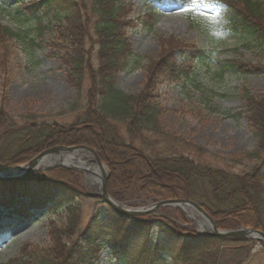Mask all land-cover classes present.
Returning a JSON list of instances; mask_svg holds the SVG:
<instances>
[{
    "label": "trees",
    "instance_id": "trees-1",
    "mask_svg": "<svg viewBox=\"0 0 264 264\" xmlns=\"http://www.w3.org/2000/svg\"><path fill=\"white\" fill-rule=\"evenodd\" d=\"M0 1L10 6L7 15L18 24L31 19L35 29L41 30V21L47 20V28L52 32L49 55H54L55 50L61 53L58 54L65 66L66 81L76 92V100L69 109L77 113L71 124L63 125L39 120V113L19 114L15 118L0 109V170L25 163L52 146L84 144L95 149L107 164L110 172L107 191L117 200L123 198V194L118 193L122 188L120 184L131 187L137 197L144 199L188 197L202 206L218 227L231 230L242 224L264 232V92L243 94L244 109L235 113L225 112L231 117H243L255 136L253 151L240 158L226 160L239 165L249 163L247 169L232 171L201 162L184 153H156L151 156L141 146L146 132L167 135L160 123L161 109L156 100L160 82L191 79L195 63H208L210 53L194 50L192 67L184 65V61L177 63L172 53L163 54L160 63L166 72L165 77L170 80H155L152 72L138 93H126L116 84V77L121 71L136 69L142 56L133 52L126 34V28L131 24L127 18L130 9L123 0ZM188 3L197 9H214L218 4L223 5L228 12L227 31L246 35L257 45L264 43V0H207L204 5ZM20 35L13 28L1 26L0 45L4 39L12 40ZM88 42L93 44V48L96 44L93 55L92 49L86 47ZM31 43L34 44L33 40ZM238 67L234 62L226 61L220 73L224 69L237 71ZM113 121L125 124L127 139L112 124ZM190 145L197 153L203 151L201 147ZM118 168L122 170L120 174L116 173ZM60 169H36L18 182H0V203L14 204L11 205V212L29 218L31 209H40L52 203L54 196L47 191L52 183L64 184L65 181L70 184L69 189H79L78 176L69 172L71 178L68 179L74 178L69 183L63 174L57 172ZM16 191L21 193L15 195ZM99 201L104 202L101 198ZM109 207L119 215L117 227L103 225L97 220L98 230L74 235L79 225V207L71 201L65 202L67 221L51 231L52 238L48 244L34 245L29 250L26 246L18 257L0 264H78L84 255L83 249L93 253L97 259V252L105 243L112 251L116 250L113 252L119 264H228L223 260V251H228V246L236 245L247 255L250 252L252 243L248 244L246 238L229 235L202 237L192 229L188 232L176 229L171 218L161 220L156 218L158 214L125 215ZM245 217L250 220H245ZM125 221L134 222L137 232L143 234L159 225H171V231L178 238L176 244H181L182 248H169L170 261L167 263L160 247L166 242L144 240L140 248L142 254L137 253L133 260L120 246L121 238L125 239L135 230L128 228ZM101 228H106L111 241L106 242L100 234ZM182 237L192 239L191 243L195 246L184 250L183 244L188 242H183Z\"/></svg>",
    "mask_w": 264,
    "mask_h": 264
},
{
    "label": "rangeland",
    "instance_id": "rangeland-1",
    "mask_svg": "<svg viewBox=\"0 0 264 264\" xmlns=\"http://www.w3.org/2000/svg\"><path fill=\"white\" fill-rule=\"evenodd\" d=\"M123 1L130 9L127 18L131 24L126 28V34L133 52L141 55L142 59L136 69L118 73L116 84L122 91L138 93L152 72L155 80H170L165 77L166 72L160 63V56L163 54L172 53L177 63L184 61V65L190 67L194 64L191 61L195 58L192 55L194 50H206L211 55L208 63H195L191 79H181L174 83L160 82L156 100L161 109L160 123L167 135L146 132L145 142L141 144L144 151L151 156L156 153H184L201 162L223 166L232 171L247 169L249 163L239 165L227 163L226 160L237 159L246 152L253 151L256 146L255 136L243 117H231L225 112L242 111L245 106L243 94L255 95L264 92V43L257 45L256 41L246 35L227 31L225 23L228 12L220 4L214 9H197L188 3L191 0H166L161 5L160 0ZM8 8L9 5L0 1V25L13 28L21 35L12 40L4 39L0 45V109L15 118L19 114L39 113V120L71 124L77 115L69 109L76 100V92L66 81L65 66L59 58L61 53L55 50L54 55H49L52 49V32L47 28V20L43 19V28L37 30L31 19L23 24L15 22L7 15ZM205 12L209 15H204ZM92 45L88 42L86 47L92 49L93 55L96 44L94 48ZM226 61H232L239 66L237 71L224 69L221 74V66ZM112 124L127 139L125 124L114 121ZM190 144L203 148V151L197 153ZM95 152L107 175V188L109 168L96 150ZM91 155L87 151H80L76 155V158L89 167L88 171L61 161H53V165L42 169L48 171L61 168L57 172L63 174L69 183L74 179H68L71 178L70 173L77 175L79 189H69L70 184L65 181L64 184L52 183L47 190L54 196L52 203L40 209H31L29 218L11 212V205L14 204L0 203V263L18 257L21 249L26 246L29 250L34 245L48 244L50 237L52 238L51 231L65 225L67 221L64 206L68 201L76 203L79 207V225L74 235H80L86 230H98L100 226L96 223L97 220L103 225L118 226L119 215L111 210L106 202L99 201L95 196V193L100 191L90 180V177L96 174L94 170L97 167ZM76 158L74 156V160H77ZM124 167L126 168L125 165ZM121 171L118 168L116 173L120 174ZM102 173L99 171L98 175L103 177ZM22 178L0 174V182H18ZM120 185L122 188L120 187L118 193L123 194V198L117 200L111 197L124 203L126 207L143 210L158 201L137 197L130 190L131 187ZM16 193L21 191L14 194ZM161 207L149 214H158L156 218L161 220L171 218L172 226L178 230L188 232L192 229L191 231L202 237L208 234L209 225L204 223L190 206L181 204L166 205L165 209ZM248 218L245 217V220L249 221ZM262 218L264 220V213ZM211 219L215 224L214 219ZM124 224L135 229L125 239L121 238L120 243V246L124 247V253L133 260L138 256L137 253L142 254L140 248L144 240L165 241L160 247L167 263L170 261L169 248H182L181 244H176L178 238L171 231V225H159L143 234L137 232L134 222L125 221ZM239 227L254 229L242 224ZM216 228L229 230L218 226ZM100 234L106 242L111 241L106 228H101ZM182 238L183 242H188L183 244L184 250H191L195 246L189 237ZM246 240L248 244L252 243L248 255L236 245L228 246V251H223L225 263L264 264V243L257 239ZM157 248L159 249L158 245ZM113 251L116 252L115 249ZM113 251L109 244L105 243L97 252L96 259L93 253L83 249L84 255L78 264H119Z\"/></svg>",
    "mask_w": 264,
    "mask_h": 264
},
{
    "label": "water",
    "instance_id": "water-1",
    "mask_svg": "<svg viewBox=\"0 0 264 264\" xmlns=\"http://www.w3.org/2000/svg\"><path fill=\"white\" fill-rule=\"evenodd\" d=\"M61 151H70V152H74V153H77L78 151H87L88 153L92 154L91 156L94 157V161L97 164V167L103 172L102 173L103 177L100 181V188H99L100 192L96 193V194L99 195L100 197H102L109 205H111L113 208H115L116 210H118L121 213L138 215V214H142L145 212H153L155 208H157L161 205L181 206V204H184V205H188L192 209H194L200 215V217H202L203 221H205L209 225V229H207L209 234L218 235V236L233 235V236H239V237H246V238H250V239H257V240L264 243V232L261 230H256V229L254 230V229L242 228V227H239V228L233 229V230H220V229L216 228V226L213 223L210 215L201 206H199L196 202H193L192 200H190L188 198L160 200V201L154 203L153 205H151L149 208H146L143 210L139 209V208L137 209V208L126 207L123 203L118 202L109 196V194L107 192V188H106V177H107V175H106L105 171H103L104 168L101 164L100 159L96 155V152L88 146H84V145H74V146H66V147L54 146V147H51L49 149H46V150L40 152L39 154H37L36 156L31 158L28 162L21 164L19 166L13 167L11 169H7L3 172H0V174L12 175V177L14 175L15 177L18 178V177H22V176L26 175L28 172H30L31 170H34L36 168L50 167L51 165H53L52 164L53 161L47 160L45 163H41L40 159L44 156H47V155L51 157L52 154H54V153L58 154ZM80 169H82V168H80Z\"/></svg>",
    "mask_w": 264,
    "mask_h": 264
},
{
    "label": "bare ground",
    "instance_id": "bare-ground-1",
    "mask_svg": "<svg viewBox=\"0 0 264 264\" xmlns=\"http://www.w3.org/2000/svg\"><path fill=\"white\" fill-rule=\"evenodd\" d=\"M79 153H74V152H70V151H61L60 153H54L50 156H44L40 159L41 163H45L47 160H51V161H61L62 163H66V164H72V165H76L80 168H82L83 170L88 171L89 167H86V164L83 163L82 160H80L79 158H76V155ZM74 156L77 160H74ZM96 172V176L94 175V177H90V180L92 181V184L95 185L96 188H100V181L102 179V177L99 174V171L101 172V170L99 168H95L94 170ZM102 173V172H101ZM90 176H92L90 174ZM203 221V219H202ZM204 223H206L205 221H203ZM202 222V223H203Z\"/></svg>",
    "mask_w": 264,
    "mask_h": 264
},
{
    "label": "snow or ice",
    "instance_id": "snow-or-ice-1",
    "mask_svg": "<svg viewBox=\"0 0 264 264\" xmlns=\"http://www.w3.org/2000/svg\"><path fill=\"white\" fill-rule=\"evenodd\" d=\"M207 0H191V3L197 4V5H204L206 4ZM183 10V9H181ZM204 15H209V13L205 12Z\"/></svg>",
    "mask_w": 264,
    "mask_h": 264
}]
</instances>
